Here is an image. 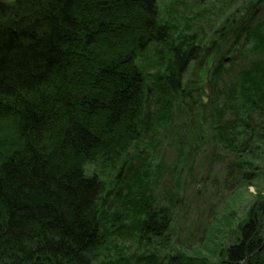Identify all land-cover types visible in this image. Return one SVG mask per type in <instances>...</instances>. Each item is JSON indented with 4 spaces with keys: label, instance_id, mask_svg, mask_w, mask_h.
Here are the masks:
<instances>
[{
    "label": "trees",
    "instance_id": "obj_1",
    "mask_svg": "<svg viewBox=\"0 0 264 264\" xmlns=\"http://www.w3.org/2000/svg\"><path fill=\"white\" fill-rule=\"evenodd\" d=\"M157 1H0V264H208L173 238L175 200L158 207L152 167L130 163L180 108L199 120L185 159L191 133L210 137L237 188L263 185L245 220L228 214L209 240L218 264H264V0H240L206 45ZM152 46L167 58L154 75ZM95 163L115 177L88 174Z\"/></svg>",
    "mask_w": 264,
    "mask_h": 264
},
{
    "label": "rangeland",
    "instance_id": "obj_2",
    "mask_svg": "<svg viewBox=\"0 0 264 264\" xmlns=\"http://www.w3.org/2000/svg\"><path fill=\"white\" fill-rule=\"evenodd\" d=\"M6 3L12 0H0ZM160 17L172 23L176 30L184 33H196L206 45L211 38L219 35L214 32L220 28L222 22L231 16L238 8L240 0H158ZM242 44V42H241ZM235 55V66H245L252 58L244 49ZM163 47L152 46L142 56L144 64L150 68V75L160 73L166 61ZM161 59H158V58ZM148 78V83H150ZM228 83V78L224 83ZM154 83V82H153ZM150 86V84H149ZM151 87V86H150ZM151 95L147 110L153 111L155 105ZM157 115V114H155ZM158 116V115H157ZM227 118V117H226ZM185 110L181 108L172 112L171 125L166 131L151 143V149L140 147L131 150V166L141 169L142 165L151 166V189L157 198L158 207H171V200L177 210L174 237L177 244L182 245L189 253H200L206 256L208 264H218L215 248L211 247L209 240L221 238L223 232L216 233L218 228L223 229V221H228V214L233 215L234 223L245 220L248 204L258 191H263L261 182L248 181L246 187L237 188L239 176L229 177L227 166L230 161L228 153L214 143L210 137L198 140L193 133L188 137L190 148L185 159V135L189 127L195 130L197 118H191L188 123ZM208 123V118H206ZM227 120V119H225ZM189 124V126H188ZM186 139V140H187ZM264 160V150L261 152ZM128 168V167H127ZM88 174L96 173L101 180H112L117 169L100 163L86 167ZM125 170L122 171L120 181L124 179ZM102 177V178H101ZM236 181V182H235ZM233 182V183H232ZM233 190H229V189ZM111 209L117 205L109 200ZM157 207V208H158ZM226 216V217H225ZM206 234V235H205ZM205 235V236H204ZM204 236L205 242L201 241ZM264 238V231L262 232ZM215 240V239H214ZM232 242L231 236L224 239L223 245ZM179 245V246H180ZM217 253V252H216Z\"/></svg>",
    "mask_w": 264,
    "mask_h": 264
}]
</instances>
